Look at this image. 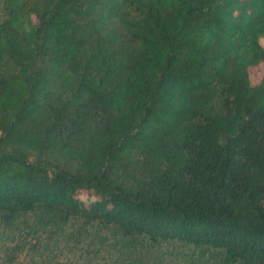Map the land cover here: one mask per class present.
<instances>
[{"label": "trees", "instance_id": "trees-1", "mask_svg": "<svg viewBox=\"0 0 264 264\" xmlns=\"http://www.w3.org/2000/svg\"><path fill=\"white\" fill-rule=\"evenodd\" d=\"M264 0H0V264H264Z\"/></svg>", "mask_w": 264, "mask_h": 264}, {"label": "rangeland", "instance_id": "rangeland-1", "mask_svg": "<svg viewBox=\"0 0 264 264\" xmlns=\"http://www.w3.org/2000/svg\"><path fill=\"white\" fill-rule=\"evenodd\" d=\"M264 76V65L260 64L250 69L249 78L251 84L258 83ZM2 252L0 251V255ZM148 264H175L171 259L164 258L159 254H152L149 258Z\"/></svg>", "mask_w": 264, "mask_h": 264}]
</instances>
